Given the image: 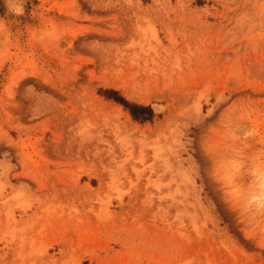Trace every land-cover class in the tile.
<instances>
[{
    "label": "rangeland",
    "instance_id": "obj_1",
    "mask_svg": "<svg viewBox=\"0 0 264 264\" xmlns=\"http://www.w3.org/2000/svg\"><path fill=\"white\" fill-rule=\"evenodd\" d=\"M0 264H264V0H0Z\"/></svg>",
    "mask_w": 264,
    "mask_h": 264
},
{
    "label": "trees",
    "instance_id": "obj_2",
    "mask_svg": "<svg viewBox=\"0 0 264 264\" xmlns=\"http://www.w3.org/2000/svg\"><path fill=\"white\" fill-rule=\"evenodd\" d=\"M103 96H105L109 100H113L116 103L122 105L125 109H127L131 115V117L135 121H139L141 123L151 121L154 117L153 109L150 106H143L138 104L130 103L124 97L120 95V93L113 89L103 90L101 92Z\"/></svg>",
    "mask_w": 264,
    "mask_h": 264
},
{
    "label": "bare ground",
    "instance_id": "obj_3",
    "mask_svg": "<svg viewBox=\"0 0 264 264\" xmlns=\"http://www.w3.org/2000/svg\"><path fill=\"white\" fill-rule=\"evenodd\" d=\"M160 108V107H159Z\"/></svg>",
    "mask_w": 264,
    "mask_h": 264
}]
</instances>
